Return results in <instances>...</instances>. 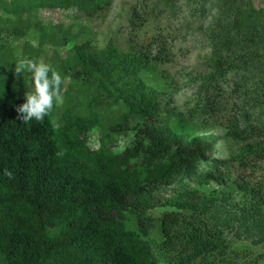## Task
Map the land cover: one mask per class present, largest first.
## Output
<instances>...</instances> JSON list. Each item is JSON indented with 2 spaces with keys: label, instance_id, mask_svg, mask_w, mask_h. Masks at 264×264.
<instances>
[{
  "label": "trees",
  "instance_id": "obj_1",
  "mask_svg": "<svg viewBox=\"0 0 264 264\" xmlns=\"http://www.w3.org/2000/svg\"><path fill=\"white\" fill-rule=\"evenodd\" d=\"M201 1L202 13L207 3L215 10L210 54L190 77L195 103L180 112L171 80L157 70L167 60L158 41L156 51L112 42L97 49L77 41L71 23L46 29L36 18L58 10L70 20L73 8L91 16L110 0H0V264L264 262V173L228 182L208 160L216 140L243 141L255 128L244 104L255 83L259 115L251 118L264 123V5ZM33 25L38 46L25 43L26 58L53 45L48 64L63 78V102L42 122L23 123L16 108L28 78L15 74L20 58L7 38L29 36ZM219 118L224 129L205 132ZM247 155L264 161V142H246L232 158ZM236 189L245 195L232 206Z\"/></svg>",
  "mask_w": 264,
  "mask_h": 264
},
{
  "label": "rangeland",
  "instance_id": "obj_2",
  "mask_svg": "<svg viewBox=\"0 0 264 264\" xmlns=\"http://www.w3.org/2000/svg\"><path fill=\"white\" fill-rule=\"evenodd\" d=\"M256 6L264 5V0H253ZM201 0H177L174 7H170L162 0H110L108 8L94 15H85L75 9H70L68 13L72 15L68 20L65 12L58 10H43L37 15V20L43 26L50 28L59 24L68 25L71 23L74 32L77 31V41H90L94 48H103L112 42L122 51L130 50L151 51L159 49L158 43L167 53V60L157 65V70L164 73L173 84L172 107L183 112L195 103L196 87L195 82L190 77L205 70V59L210 54L209 41L206 30L215 14L214 8L207 3L206 13H202ZM36 18H31L30 22ZM84 29V30H80ZM45 30V28H43ZM29 36L15 40L8 37L9 42H14L17 46L16 53L20 59L26 58L25 43L37 42L39 32L33 25ZM33 47V45H32ZM37 47V46H36ZM33 47V48H36ZM61 54H65V49L61 48ZM33 53V52H32ZM54 53V47L46 43L40 50L36 59H43L48 62ZM33 55H35L33 53ZM18 59V60H20ZM17 60V62H18ZM22 75L28 78L24 91L31 90V73L24 72ZM264 81V76L262 77ZM257 84L250 87L249 94H246L244 104L248 115L251 114L248 124L253 125L250 136L243 141L221 138L215 141L214 150L209 155L208 160H217L220 170L228 182L238 181L239 183H249L260 177L264 173V161L253 156H245L247 162L240 163L232 157L241 151L246 142L259 140L264 142V123L253 120L251 117L259 115V104L255 105L254 98H259V88ZM243 120L245 119L242 118ZM257 127V128H256ZM224 129V120L219 118L208 121L205 132L218 133ZM92 147H98V135L90 136ZM208 164L203 163L198 172L208 168ZM194 185V181L190 180ZM230 198L232 206L243 203L245 193L241 190H234ZM259 264H264L261 262Z\"/></svg>",
  "mask_w": 264,
  "mask_h": 264
},
{
  "label": "clouds",
  "instance_id": "obj_3",
  "mask_svg": "<svg viewBox=\"0 0 264 264\" xmlns=\"http://www.w3.org/2000/svg\"><path fill=\"white\" fill-rule=\"evenodd\" d=\"M36 46L37 42L33 41V47ZM14 72L17 76L24 72L31 73L32 76L31 90L25 92V102L16 108L17 118L23 123L33 120L42 122L55 106L63 102L61 73L43 59H20L15 65ZM3 175L9 179L14 176L8 169L4 170Z\"/></svg>",
  "mask_w": 264,
  "mask_h": 264
}]
</instances>
